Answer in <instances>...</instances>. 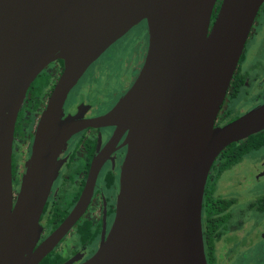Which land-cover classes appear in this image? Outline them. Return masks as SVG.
Instances as JSON below:
<instances>
[{
    "label": "water",
    "instance_id": "1",
    "mask_svg": "<svg viewBox=\"0 0 264 264\" xmlns=\"http://www.w3.org/2000/svg\"><path fill=\"white\" fill-rule=\"evenodd\" d=\"M216 1L0 0V264H38L86 205L89 182L76 209L36 246L60 156L85 126L126 132L127 152L111 229L80 264H207L201 208L209 170L228 145L264 130V103L214 125L264 0H221L210 25ZM142 21L147 51L131 87L99 117L65 114L88 67ZM55 59L63 71L14 195L17 114L30 84Z\"/></svg>",
    "mask_w": 264,
    "mask_h": 264
},
{
    "label": "flooded vegetation",
    "instance_id": "2",
    "mask_svg": "<svg viewBox=\"0 0 264 264\" xmlns=\"http://www.w3.org/2000/svg\"><path fill=\"white\" fill-rule=\"evenodd\" d=\"M220 3L221 0L216 1L210 25ZM137 27L144 30L146 36L143 44L147 51L146 22H140L129 31ZM259 33L264 37V2L256 14L244 44L215 119V126H223L240 116H231L230 113L236 106L235 100L239 91L245 90L251 84H255L258 87L255 90L258 91L257 94L249 92L250 95L255 94L254 100H259V104L264 103V51L248 66L246 72L244 64L240 68L245 59L247 41ZM262 48L264 50V41ZM144 58L134 67L136 73L125 89L119 93L111 90L105 95L95 89L93 81L101 80L102 83L109 84L108 70L105 73H92L90 81L84 86L81 85L83 75L94 61L71 90L64 104V113L75 114L79 110L80 119L85 121L108 112L131 87ZM62 71L63 61L55 59L40 71L28 87L17 114L13 133L12 188L16 180L20 183L30 156L36 124ZM38 77L46 82L35 88L33 84ZM76 87L80 88L75 89ZM237 112L239 113V110ZM115 130V126H85L68 142L60 156L61 164L39 218L42 229L36 246L76 209L88 182L91 184V193L77 219L38 264L46 262L47 259V264H80L89 259L106 239L115 217L120 170L127 152V145L124 144L126 132L118 137ZM261 132L263 142L259 148L248 152L239 162L229 166H225L230 155L226 151L215 159L209 170L201 208L202 238L207 264H264V193L253 191L251 182L252 178L254 182H264V130ZM98 158L95 170L93 164ZM225 173L229 178L223 176ZM229 188L230 193L227 195ZM18 190L13 188L14 195ZM239 201L244 202L243 208L239 207Z\"/></svg>",
    "mask_w": 264,
    "mask_h": 264
},
{
    "label": "rangeland",
    "instance_id": "3",
    "mask_svg": "<svg viewBox=\"0 0 264 264\" xmlns=\"http://www.w3.org/2000/svg\"><path fill=\"white\" fill-rule=\"evenodd\" d=\"M127 34V35H126ZM124 35V37H121L118 41L113 43L96 61L93 63L87 72L83 75V79L81 80V85H85V83L89 82L91 77V74L93 73H102L106 72L108 70V80L109 84L102 83L101 80H94L93 84L96 86L95 89H98V92H103L105 95L109 91L113 90L116 93H119L123 89H125L126 85H128L132 79V77L135 75L136 71L135 68L139 61L144 58L146 47H144L143 42L145 41V34L144 30H142L140 27L134 28L131 31H128ZM262 34L259 33L256 37H253L247 41V45L245 48V59L240 64V68H244V71L248 70V66L255 62V59L257 57H260L262 55V52L264 51ZM46 82V81H45ZM44 79L37 78L34 82L33 86L36 88L38 85L45 83ZM258 86V85H257ZM104 87V88H103ZM80 87H76L75 89H78ZM258 87L255 86V84H251L248 86V88H245V90L239 91L237 95V99L235 100V105L232 108V111L230 113L231 116H235L236 114H242L247 110H251L256 107L260 103V101H255L254 96L257 94ZM260 89V88H259ZM112 91V92H113ZM245 91H247L245 93ZM75 92V91H74ZM249 92L255 93L250 95ZM108 104V103H107ZM239 110V113L237 112ZM244 169V168H243ZM242 169V170H243ZM243 172V171H242ZM225 173L223 176H226L229 178V175H226ZM251 182H253L252 189L255 192L258 193H264V182L257 181L254 182L253 178L251 179ZM19 180H16V182L13 184L14 189H19ZM235 187V185H233ZM233 189V188H232ZM231 189V190H232ZM230 193L227 191V195ZM245 196V195H244ZM239 207H244V202L239 201ZM253 217V214H252ZM263 218V217H261ZM264 219V218H263ZM251 264V263H249Z\"/></svg>",
    "mask_w": 264,
    "mask_h": 264
},
{
    "label": "trees",
    "instance_id": "4",
    "mask_svg": "<svg viewBox=\"0 0 264 264\" xmlns=\"http://www.w3.org/2000/svg\"><path fill=\"white\" fill-rule=\"evenodd\" d=\"M262 142H263V133L259 132L247 137L242 141L228 145L222 152H220L219 155L223 154L226 151L227 153L230 154L227 159V163L225 165V166H229L231 164H235L239 162L242 159V157H244L248 152L256 148H259ZM47 263H49V259H47L46 262L43 261L41 264H47Z\"/></svg>",
    "mask_w": 264,
    "mask_h": 264
}]
</instances>
